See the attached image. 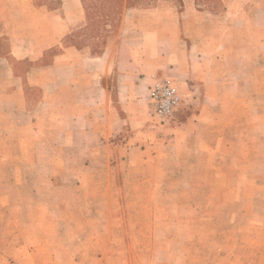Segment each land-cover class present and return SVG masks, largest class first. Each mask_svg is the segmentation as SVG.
<instances>
[{"label": "crops", "instance_id": "1", "mask_svg": "<svg viewBox=\"0 0 264 264\" xmlns=\"http://www.w3.org/2000/svg\"><path fill=\"white\" fill-rule=\"evenodd\" d=\"M55 1L0 0V264H264V0L130 9L107 43Z\"/></svg>", "mask_w": 264, "mask_h": 264}, {"label": "rangeland", "instance_id": "2", "mask_svg": "<svg viewBox=\"0 0 264 264\" xmlns=\"http://www.w3.org/2000/svg\"><path fill=\"white\" fill-rule=\"evenodd\" d=\"M49 4V6H55V0H40ZM51 2V4H50ZM187 0H82L83 6L88 8L87 4L91 3L94 7H91L95 15L99 17L97 20L100 22L95 29H98L101 33L102 37L105 39V43L108 41L115 39L120 32V28L122 23L125 21V17L128 15V10L136 9L139 10L136 12V17H140V19H146V14L149 9L151 14H154V20H163V19H173L176 18L177 13L184 12L186 9ZM224 0H194L195 6L199 10H207L213 11L216 14H220L224 9ZM110 6V8L108 7ZM89 14V10L87 11ZM93 14V15H94ZM147 15V16H148ZM94 18V17H93ZM102 22V23H101ZM137 23V22H136ZM143 23V22H142ZM141 26V21L140 24ZM83 27L80 29L82 30ZM169 76L174 80L177 85L176 79L171 75ZM160 78V77H159ZM179 88L180 92L183 94L184 102L182 107L188 103H186V93Z\"/></svg>", "mask_w": 264, "mask_h": 264}, {"label": "built area", "instance_id": "3", "mask_svg": "<svg viewBox=\"0 0 264 264\" xmlns=\"http://www.w3.org/2000/svg\"><path fill=\"white\" fill-rule=\"evenodd\" d=\"M147 95L151 115L161 125L171 123L184 102L183 94L169 76L154 79L148 86Z\"/></svg>", "mask_w": 264, "mask_h": 264}, {"label": "trees", "instance_id": "4", "mask_svg": "<svg viewBox=\"0 0 264 264\" xmlns=\"http://www.w3.org/2000/svg\"><path fill=\"white\" fill-rule=\"evenodd\" d=\"M106 1H108V0H106ZM110 1H112V0H110ZM108 7L110 8V6L108 5Z\"/></svg>", "mask_w": 264, "mask_h": 264}]
</instances>
